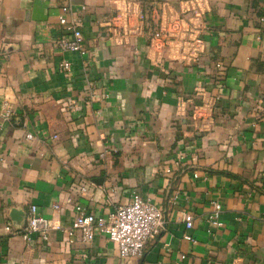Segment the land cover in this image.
I'll return each instance as SVG.
<instances>
[{
  "label": "crops",
  "instance_id": "obj_1",
  "mask_svg": "<svg viewBox=\"0 0 264 264\" xmlns=\"http://www.w3.org/2000/svg\"><path fill=\"white\" fill-rule=\"evenodd\" d=\"M65 7L85 20L84 56L56 47ZM198 11L199 29L179 27ZM159 29L168 43L158 49ZM10 105L0 264H264V0H0V124ZM135 191L166 214L142 257L68 234L76 203L108 217ZM213 201L220 228L207 219ZM31 204L59 226L47 242L26 240L11 216ZM181 208L195 217L190 229Z\"/></svg>",
  "mask_w": 264,
  "mask_h": 264
},
{
  "label": "built area",
  "instance_id": "obj_2",
  "mask_svg": "<svg viewBox=\"0 0 264 264\" xmlns=\"http://www.w3.org/2000/svg\"><path fill=\"white\" fill-rule=\"evenodd\" d=\"M198 4V0H195ZM68 8L63 9L62 15L59 17V23L62 28V33L56 41V47L61 53H79L84 56L87 52V46L83 33L85 20L81 17H74L68 19L66 12ZM201 12H197L193 16L184 17L179 15L176 22L181 27L185 24L187 30L199 29L201 26ZM138 20L143 23L146 16L142 13L138 15ZM168 32L163 29L156 30L151 38L152 47L162 48L167 46ZM197 49L200 51L205 50V43L199 38ZM221 67L220 63L216 65ZM61 72L70 76L73 70L72 61L70 59H63L59 64ZM84 69H91L89 62L84 61ZM15 114L14 107L6 106L1 113V124L9 122L13 119ZM57 137V136H56ZM26 138L32 140L35 136L29 132ZM170 172V169L167 170ZM68 202H72L69 197ZM55 209H61L59 204L54 205ZM75 220L72 226L68 229L70 236L79 235L83 243L90 244L98 236H105L109 241L113 242L121 258L137 257L140 258L144 255L147 245L153 240L160 231L165 227L166 214L165 209L152 201L149 198L135 191L131 199L124 204H121L113 213L108 217L97 215L90 212L87 207L81 203L75 204ZM223 206L219 201H213L211 212L208 215V222L212 227L220 228L224 226L222 219ZM177 219L183 222L187 229L193 227L195 220L194 215L181 208L177 211ZM264 220V215L262 216ZM56 221L50 222L45 217L38 214V209L35 204H31L26 218V223L21 230L22 236L29 240L32 234H37L42 241H49L51 230L58 228ZM10 230V225L7 226ZM185 239L197 243V239L190 234L184 236Z\"/></svg>",
  "mask_w": 264,
  "mask_h": 264
},
{
  "label": "water",
  "instance_id": "obj_3",
  "mask_svg": "<svg viewBox=\"0 0 264 264\" xmlns=\"http://www.w3.org/2000/svg\"><path fill=\"white\" fill-rule=\"evenodd\" d=\"M11 216L16 221H23L24 220V223L22 224L23 227H24V225L26 223L27 214L23 215V213L19 212V210L13 209L12 213H11Z\"/></svg>",
  "mask_w": 264,
  "mask_h": 264
}]
</instances>
